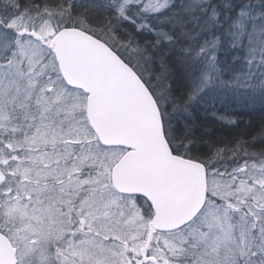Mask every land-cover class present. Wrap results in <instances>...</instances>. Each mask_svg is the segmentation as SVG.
Here are the masks:
<instances>
[{"label":"snow or ice","instance_id":"snow-or-ice-1","mask_svg":"<svg viewBox=\"0 0 264 264\" xmlns=\"http://www.w3.org/2000/svg\"><path fill=\"white\" fill-rule=\"evenodd\" d=\"M0 264H264V0H0Z\"/></svg>","mask_w":264,"mask_h":264}]
</instances>
